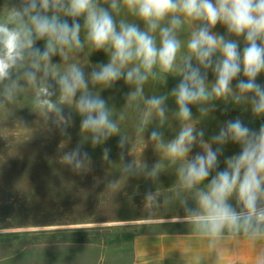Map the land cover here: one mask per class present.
Wrapping results in <instances>:
<instances>
[{"label": "rangeland", "instance_id": "obj_1", "mask_svg": "<svg viewBox=\"0 0 264 264\" xmlns=\"http://www.w3.org/2000/svg\"><path fill=\"white\" fill-rule=\"evenodd\" d=\"M36 2L39 8V0ZM26 3L0 0V23L14 27L8 15ZM63 3L66 8L68 0ZM94 3L110 13L117 30L121 22L148 30L123 0H116L117 9L111 8L112 0ZM41 15L49 19L55 16L69 25L79 23L81 47L65 46L61 51L57 45V50L43 60L31 53L34 49L41 54L46 51L48 37L36 38L33 33L32 49H26L9 78L0 81V264H65L83 253V244L102 240L111 244L147 232V223L152 225L151 231H158L165 220L200 215L199 193L207 191L211 180L228 170L227 160L242 150L241 144L231 138L223 142L214 138L229 121L237 119L253 132L264 127V113L253 111V94L241 93L237 87L239 81L248 79L242 66L226 97L212 96L190 104L191 117L183 120L173 90L183 79L186 65L190 63L206 76L205 85L211 93L217 79L214 69L223 59L217 50L211 57V67H205L189 52L188 42L193 32L207 26L204 21L177 14L180 26L174 35L180 49L172 70L164 72L155 66L140 85V94L134 97L137 85L127 82L124 76L107 84L93 83L92 72L110 62L111 46H93L84 15L72 17L64 10L51 8L41 10ZM172 19L171 15L166 17L150 33L157 47L160 28L170 27ZM24 20L31 27L27 16ZM210 32L226 42H235L242 58L247 47L244 35L230 33L220 22ZM34 63L40 67L33 68ZM136 63L129 64L128 69ZM73 65L84 73L87 88L65 99L58 81ZM29 72L35 74V79L28 78ZM255 82L264 88V70ZM83 94L103 99L109 119L117 126L115 133L106 139L101 137L97 143H93L94 134L81 127L85 116L77 102ZM153 97L163 98V116L147 103ZM189 126L196 136L190 151L182 159L171 158L166 146ZM153 132L159 134V139L151 138ZM204 144L217 151L216 166L204 181L186 188L180 169L197 155L205 154ZM77 149L82 160L79 169L64 160L66 154ZM54 256L59 258L55 260Z\"/></svg>", "mask_w": 264, "mask_h": 264}, {"label": "clouds", "instance_id": "obj_2", "mask_svg": "<svg viewBox=\"0 0 264 264\" xmlns=\"http://www.w3.org/2000/svg\"><path fill=\"white\" fill-rule=\"evenodd\" d=\"M124 6L137 15L147 25V31H141L136 25L121 22L119 30L110 15L104 8H98L94 0H68L65 8L63 0H27L25 6L14 8L8 15V21L14 23L9 27L7 23H0V81L8 79L10 70L19 60H23L24 51L32 49L33 33L36 38L48 37L47 50L42 54L39 49H34L32 55L47 60L50 53L61 51L65 46L80 48V24L67 21L59 22L53 16L49 19L41 15V10H64L72 17L85 16L88 28V39L97 49L111 46V59L99 71H93V83H110L124 76L127 82L135 83L137 90L133 96L141 92L140 85L147 79L155 66L164 72L172 70L180 42L174 35V30L180 26L177 14H182L186 19L201 20L206 27H201L193 32L188 42L189 52L205 67H211V57L219 50L223 59L217 63L214 71L217 79L208 92L205 80L198 68L186 65V73L178 86L173 90L176 103L179 106V116L183 120L191 117L190 104L216 98L226 97L232 89L231 81L241 72L248 78L239 81L237 87L241 93H252V108L257 114L264 113V88L255 80L257 75L264 70V0H123ZM112 9H117L116 0H112ZM172 16L170 27L160 28V47L156 46L155 38L150 33L156 31L166 17ZM28 17L31 27L25 22ZM220 22L227 26L230 33L236 36H245L247 47L243 49L241 58L235 42L224 41L223 37L211 34L210 29ZM190 59V58H189ZM137 62L128 69V65ZM33 68H39V63H34ZM125 69H128L125 73ZM30 80L35 79V74L27 73ZM58 83L61 86L65 99L74 97L79 89L87 88L84 73L75 65L68 74L62 76ZM239 99V97H237ZM147 103L159 110L163 98H151ZM77 107L85 116L81 127L83 130L94 134L93 143L100 138H107L117 131V126L109 119L105 101L88 94L80 96ZM203 136V133H199ZM151 138L159 139V134L153 132ZM231 138L241 144L242 150L238 156L227 160L228 170L219 172L210 182L207 191H201L198 203L202 210L197 217L199 222L208 230L209 234L218 235L225 226L235 227L241 221L250 225L252 221L264 224V207L259 202L264 198V127L259 132H253L237 119L229 121L226 129L214 139L223 142ZM196 140L192 127H184L177 138L166 146L167 154L173 159H182L190 151V146ZM203 144V141H201ZM205 154L197 155L186 167L180 169V177L186 188L204 181L210 170L216 166L217 151H213L204 144ZM86 153L84 154L86 158ZM79 149L65 155L64 160L74 164L79 169L82 160L79 159ZM236 193L238 201L244 211L238 213L228 203L229 197Z\"/></svg>", "mask_w": 264, "mask_h": 264}, {"label": "crops", "instance_id": "obj_3", "mask_svg": "<svg viewBox=\"0 0 264 264\" xmlns=\"http://www.w3.org/2000/svg\"><path fill=\"white\" fill-rule=\"evenodd\" d=\"M228 203L244 211L236 193ZM264 207V198L259 202ZM201 215V214H200ZM197 216L161 222L162 229L134 234L117 242L83 244V253L65 264H264V224L225 226L218 235L209 234ZM168 228V229H164ZM52 257V256H50ZM59 258L57 256H54ZM65 261V259H64ZM71 262V263H70Z\"/></svg>", "mask_w": 264, "mask_h": 264}, {"label": "trees", "instance_id": "obj_4", "mask_svg": "<svg viewBox=\"0 0 264 264\" xmlns=\"http://www.w3.org/2000/svg\"><path fill=\"white\" fill-rule=\"evenodd\" d=\"M99 241V240H98Z\"/></svg>", "mask_w": 264, "mask_h": 264}]
</instances>
